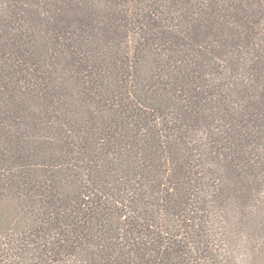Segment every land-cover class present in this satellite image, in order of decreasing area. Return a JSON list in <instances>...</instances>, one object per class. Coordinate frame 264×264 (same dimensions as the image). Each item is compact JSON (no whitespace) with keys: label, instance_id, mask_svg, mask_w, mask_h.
I'll return each mask as SVG.
<instances>
[{"label":"trees","instance_id":"16d2710c","mask_svg":"<svg viewBox=\"0 0 264 264\" xmlns=\"http://www.w3.org/2000/svg\"><path fill=\"white\" fill-rule=\"evenodd\" d=\"M0 264H264V0H0Z\"/></svg>","mask_w":264,"mask_h":264}]
</instances>
